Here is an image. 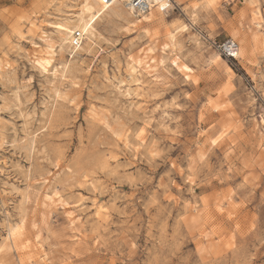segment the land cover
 <instances>
[{
  "label": "rangeland",
  "instance_id": "obj_1",
  "mask_svg": "<svg viewBox=\"0 0 264 264\" xmlns=\"http://www.w3.org/2000/svg\"><path fill=\"white\" fill-rule=\"evenodd\" d=\"M164 1L140 25L112 3L46 69L76 0H0V264H264V0Z\"/></svg>",
  "mask_w": 264,
  "mask_h": 264
},
{
  "label": "bare ground",
  "instance_id": "obj_2",
  "mask_svg": "<svg viewBox=\"0 0 264 264\" xmlns=\"http://www.w3.org/2000/svg\"><path fill=\"white\" fill-rule=\"evenodd\" d=\"M117 1L121 3H125V5L128 8V2L130 0H113L112 3ZM74 3L71 5L72 9L67 11L65 10L63 14H65L66 12V15H63V17L60 16L61 19L56 23L55 27L53 26L55 30L53 32L51 31V33L49 34L50 37L53 38L52 41L47 42L46 38L49 37V35H44L41 38L43 44L36 42L34 43V48L31 52V60L35 67H38L39 65H44V68L48 69L50 64L53 63L52 62L53 56L50 57L42 56L41 54L43 53L55 55L59 50H65L71 53H75L77 51L82 50L84 45H90L95 37L96 23L98 18L101 16L103 12H105L112 5V3L110 5L102 4L100 0H76V2ZM164 4H165L164 0H155L154 5L147 13L142 14L140 17L134 15L136 19L134 21H131V24L140 25L142 23L151 22L156 15H160L163 12ZM112 10H114L113 12H115L116 17L119 18L124 16L123 15L124 13H122L120 9L119 10L112 9ZM129 12L130 13L132 12L131 9ZM132 14L134 13L132 12ZM188 28L189 27L186 24H182L180 26V29L183 30L185 29L187 30ZM77 31H79L82 35L80 38L81 43L79 45H73L74 33ZM145 32L149 33L150 31L148 29H145ZM150 33H153L156 36L158 34L157 30H153ZM166 37L168 41L161 46L162 50L169 48L172 44H174L173 42L175 37L174 31L167 29ZM154 51L155 50L153 49V47H148L143 51V53L137 56L130 55L128 57L126 70L128 77L127 80L129 82L138 81L139 75L143 74L144 72L147 73V75L149 74L150 76H153L154 78L157 77V75H155V73L151 70L156 66V64L154 63V61H156V57L152 55ZM244 53L245 50L243 48L241 49L239 46V50L237 54L238 58H240V54L243 56ZM214 56L215 58L223 57V56L221 57L219 52L216 53V55ZM160 62H162V58L157 61V63ZM262 122H264V119H262ZM8 232H9L8 233L9 237L14 238V235L16 233L15 226L14 227L11 226L10 229H8Z\"/></svg>",
  "mask_w": 264,
  "mask_h": 264
},
{
  "label": "built area",
  "instance_id": "obj_3",
  "mask_svg": "<svg viewBox=\"0 0 264 264\" xmlns=\"http://www.w3.org/2000/svg\"><path fill=\"white\" fill-rule=\"evenodd\" d=\"M113 0H100L102 4L110 5ZM155 0H130L128 2V8L136 15L140 17L142 14L147 13L154 5ZM81 33L79 31L74 33L73 45H79L81 43ZM214 46L220 52V54L227 60L234 61L238 59L239 44L232 38H226L222 42H213Z\"/></svg>",
  "mask_w": 264,
  "mask_h": 264
}]
</instances>
